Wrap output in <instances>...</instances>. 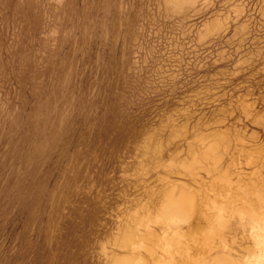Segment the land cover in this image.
Masks as SVG:
<instances>
[{
  "label": "rangeland",
  "instance_id": "obj_1",
  "mask_svg": "<svg viewBox=\"0 0 264 264\" xmlns=\"http://www.w3.org/2000/svg\"><path fill=\"white\" fill-rule=\"evenodd\" d=\"M263 260L264 0H0V264Z\"/></svg>",
  "mask_w": 264,
  "mask_h": 264
},
{
  "label": "bare ground",
  "instance_id": "obj_2",
  "mask_svg": "<svg viewBox=\"0 0 264 264\" xmlns=\"http://www.w3.org/2000/svg\"><path fill=\"white\" fill-rule=\"evenodd\" d=\"M183 196H186V195L184 194V195H182V197H183ZM182 197L180 196V198H182ZM186 197H187V196H186ZM187 198H188V197H187ZM183 200H184V199H183ZM178 201H180V199H179ZM181 201H182V199H181ZM181 201H180V202H181ZM184 201H186V199H185ZM181 203H183V205H184V202H181ZM177 205H178V204H177ZM180 206H182V204H181ZM220 240H221V239H220ZM218 242H219V241H218ZM166 243H167V242H166ZM208 243H210V242H208ZM221 243H222V241H221ZM257 243H258V242H257ZM259 243H260V242H259ZM223 244H228V243L225 242V243H223ZM208 245H209V244H208ZM208 245H207V247L209 248ZM228 245H229V244H228ZM257 245H258V244H257ZM212 246H213V248H214V245H213V244H212ZM215 246H216V245H215ZM222 246H224V245H222ZM229 247H231V245H229ZM218 248H219V247H218ZM221 249H223V248H221ZM230 249H231V248H230ZM230 249H229V250H230ZM169 250H170V249H169ZM211 250H212V248H211ZM219 250H220V248H219ZM170 251H171V250H170ZM207 251H208V249H207ZM209 251H210V250H209ZM231 251H232V249H231ZM231 251H230V252H231ZM166 252H167V251H166ZM222 252H224V251H222ZM222 252H221V253H222ZM225 252H226V251H225ZM232 252H233V251H232ZM233 253H235V252H233ZM167 254H169V253L167 252ZM167 254H166V255H167ZM171 254H172V253H171ZM216 254L220 255L219 253H216ZM222 254H225V253H222ZM186 255H187V254H186ZM230 255H231V254H230ZM235 255H237V254H235ZM174 256H175V254H174ZM257 256H258V255H257ZM176 257H177V256H176ZM190 257H191V256H190ZM213 257H214V256H213ZM218 257H219V256H216V258H217L216 260H219ZM250 257H252V256H250ZM253 257H254V256H253ZM168 258H170V255H169V257H167L166 260H168ZM172 258L175 259L173 256H172ZM244 258H245V257H244ZM262 258H263V257H262ZM233 259H234V258H233ZM245 259L248 260V258H245ZM216 260H215V261H216ZM174 261H175V260H174ZM237 261H238V259H237ZM239 261H240V260H239ZM252 261H253V260H252ZM166 262H167V261H166ZM219 262H221V261L219 260ZM241 262H242V261H241ZM243 262L245 263V261H243ZM253 262L255 263V261H253ZM258 262H259V261H258ZM258 262H256V263H258ZM263 262H264V260H263ZM169 263H170V262H169ZM173 263H174V262H173ZM246 263H247V262H246Z\"/></svg>",
  "mask_w": 264,
  "mask_h": 264
}]
</instances>
